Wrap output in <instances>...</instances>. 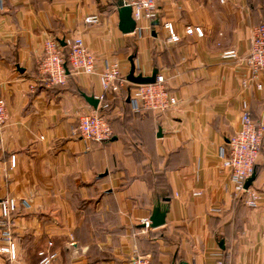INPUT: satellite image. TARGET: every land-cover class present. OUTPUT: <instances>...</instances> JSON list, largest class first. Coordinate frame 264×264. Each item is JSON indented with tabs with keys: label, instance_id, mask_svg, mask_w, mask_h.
I'll use <instances>...</instances> for the list:
<instances>
[{
	"label": "crops",
	"instance_id": "obj_1",
	"mask_svg": "<svg viewBox=\"0 0 264 264\" xmlns=\"http://www.w3.org/2000/svg\"><path fill=\"white\" fill-rule=\"evenodd\" d=\"M120 2L126 5L0 0V97L8 115L0 127V199L18 202L16 259L0 255V264H38L42 251L55 255L54 264H127L134 256L151 264H264V135L256 208L234 198L222 167L242 113L264 124V72L253 80L246 64L264 0H156V20L131 34L118 29ZM89 15L99 23L85 24ZM165 22L180 42L168 43ZM188 26L201 27L203 37L186 35ZM48 38L63 51L64 40L81 38L94 73H69L61 87L49 86L38 67ZM228 50L237 59H222ZM129 57L136 74L163 76L174 108L133 114L127 82L96 109L85 101L103 95L99 76L111 64L126 79ZM96 110L112 135L86 143L78 119ZM157 197L170 199L166 223L146 229Z\"/></svg>",
	"mask_w": 264,
	"mask_h": 264
},
{
	"label": "built area",
	"instance_id": "obj_2",
	"mask_svg": "<svg viewBox=\"0 0 264 264\" xmlns=\"http://www.w3.org/2000/svg\"><path fill=\"white\" fill-rule=\"evenodd\" d=\"M126 5L131 7L132 18L136 24L143 20L153 22L157 18L156 0H126ZM84 23L96 25L99 23V18L97 15H89L85 17ZM163 27L168 33V43L180 42V37L175 33L172 23L165 22ZM185 34H195L202 38L204 31L198 26H188L185 28ZM63 45L69 49L67 56L69 73L84 75L94 73L95 57L86 48L81 38L64 40ZM43 50L44 56L38 65L41 76L49 86L64 85L68 73L64 68L60 44L55 39L48 38L44 42ZM221 57L224 60H234L237 59V53L234 50H228L223 52ZM246 64L251 71V79L253 80L264 72L263 23L253 29ZM99 80L103 90V95L97 99L100 102L104 100L107 94L120 92L126 83L120 73L119 66L115 63L103 71ZM257 88L261 89V85H257ZM128 99L130 109L135 115H142L145 112H152L155 115L164 114L177 104V99L170 93L165 79L161 75L156 76L154 84L133 86L129 91ZM7 120L6 106L0 97V127H3ZM76 134L86 143L101 144L111 138L112 131L110 124L96 110L79 117ZM263 135L264 124H255L250 113H242L239 130L229 138L228 153L222 157V167L230 174L234 186V198L241 201L245 207L252 209L258 206L262 194L252 186L245 188V183L254 173ZM14 164V157H12L11 165L14 166ZM17 210L18 202L16 199L12 197L0 199V232L3 240V243L0 244V255L8 257L11 261L16 259L12 219ZM218 211L212 210V212ZM144 227L148 229V221L144 223ZM39 257L38 264H54V254L42 251L39 253ZM127 264H150V259L147 256H134L129 259ZM216 264L224 263L219 260Z\"/></svg>",
	"mask_w": 264,
	"mask_h": 264
},
{
	"label": "water",
	"instance_id": "obj_3",
	"mask_svg": "<svg viewBox=\"0 0 264 264\" xmlns=\"http://www.w3.org/2000/svg\"><path fill=\"white\" fill-rule=\"evenodd\" d=\"M131 7L125 5L123 2L118 3V29L123 34H131L135 31L136 22L132 18ZM130 63V69L126 75V82L131 86L154 84L158 71L154 69L150 76H143L142 74H136L133 57L128 59ZM85 101L94 109L97 108L99 101L94 97L83 96ZM129 100V99H128ZM127 100V101H128ZM256 176L255 173L245 183V188L252 186ZM169 198L157 197L154 201L150 218L148 219V228L157 229L165 225L166 216L169 212ZM144 227V225H143ZM187 264V263H180Z\"/></svg>",
	"mask_w": 264,
	"mask_h": 264
},
{
	"label": "trees",
	"instance_id": "obj_4",
	"mask_svg": "<svg viewBox=\"0 0 264 264\" xmlns=\"http://www.w3.org/2000/svg\"><path fill=\"white\" fill-rule=\"evenodd\" d=\"M65 46V45H64ZM65 47H67V46H65ZM60 48H61V52H62V57H63V60H64V68H65V70H66V72L69 74V64H68V62H67V56H68V53H69V49L68 48H66L67 50L66 51H63L62 49V46L60 45ZM67 77H68V75H67ZM62 85H55V86H52V87H61ZM133 88V86H131V88H130V90ZM148 113H150V114H152V115H155V114H153L152 112H145V113H143V114H148ZM142 114V115H143ZM156 116V115H155ZM109 141V140H108ZM105 142H107V141H105ZM105 142H103V143H105ZM94 143V142H93ZM255 168V167H254ZM254 173H255V169H254ZM150 264H151V262H150Z\"/></svg>",
	"mask_w": 264,
	"mask_h": 264
}]
</instances>
